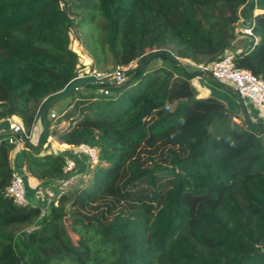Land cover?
Masks as SVG:
<instances>
[{
  "label": "trees",
  "instance_id": "1",
  "mask_svg": "<svg viewBox=\"0 0 264 264\" xmlns=\"http://www.w3.org/2000/svg\"><path fill=\"white\" fill-rule=\"evenodd\" d=\"M246 1L0 0V121L17 120L27 140L70 80L133 63L121 83L83 85L52 118L47 110L39 150L53 137L94 148L96 162L45 212L6 193L16 145L46 183L77 159L0 133V264H264V127L197 96L191 72L165 54L208 66L231 49L236 67L264 81V11L248 46L232 47ZM74 27L84 28L87 67L70 45Z\"/></svg>",
  "mask_w": 264,
  "mask_h": 264
},
{
  "label": "built area",
  "instance_id": "2",
  "mask_svg": "<svg viewBox=\"0 0 264 264\" xmlns=\"http://www.w3.org/2000/svg\"><path fill=\"white\" fill-rule=\"evenodd\" d=\"M251 1L253 2L254 8L259 0ZM251 23L248 26L240 28V33L252 36L250 30ZM126 68L125 66H116L110 72L92 69L89 73L76 77H92L95 83H110L113 81L115 84H119L124 80V71ZM197 68L208 73L214 80L222 85L233 89L242 100L247 101L254 109L264 110V81L251 74L248 70L236 67L233 63V54L231 52L224 54L220 59L208 66L197 65ZM102 91L104 93L106 92L103 88ZM53 116L54 112L51 111L49 117L52 118ZM5 120L7 121V132L12 134L20 132L23 134V127L20 123L14 122L10 118H6ZM11 141L12 138H9L8 142L10 143ZM75 149L78 151V154L84 156L89 163L96 162V150L94 148L85 144H78L75 146ZM74 165V160L67 158L64 170L71 171ZM6 193L17 204L26 202L24 198V179L22 175L14 169L10 173V180L6 187Z\"/></svg>",
  "mask_w": 264,
  "mask_h": 264
},
{
  "label": "rangeland",
  "instance_id": "3",
  "mask_svg": "<svg viewBox=\"0 0 264 264\" xmlns=\"http://www.w3.org/2000/svg\"><path fill=\"white\" fill-rule=\"evenodd\" d=\"M240 24V22H239ZM87 27V26H85ZM83 29L80 28H72L71 29V47L72 49L77 53L78 55V61L79 64L87 67L91 63V57L88 54L89 48L84 46V37H83ZM240 37H245L248 40L250 37L246 36H240ZM160 60H152L150 63L156 64L159 63ZM186 66L187 63L183 62ZM133 63L129 64L127 66L131 67ZM93 69L97 70L96 67H92ZM192 88L194 89V93L198 95V88L192 85ZM80 91H85V88L82 86L79 87ZM101 91V89L97 88L95 89V92ZM68 100V98H64L62 100H59L58 102L54 103L51 108L54 110H57L58 108L62 107L64 103ZM228 107V106H227ZM229 108V107H228ZM235 111V110H234ZM241 114V113H240ZM238 121V119H236ZM39 121V120H38ZM66 122H61L57 126V130H61L66 127ZM54 141V142H53ZM57 143L53 137L48 140L46 139L45 143L41 146V149L38 151L39 155L44 154L47 151H51L52 153L64 151L66 152L65 154H70L74 157V159H77L76 163L74 162V169L70 171L69 174L64 176L63 178L56 179L53 181H48L42 182L40 179H38V174H39V169L31 164L30 161L27 160V158L23 157L22 153V146L21 145H16L15 150L12 152V167L14 170L18 171L23 179H24V198L25 201L31 203V204H37L38 206L41 207L42 211L45 212L46 209L48 208L49 202L54 200L56 198L57 194H59L61 191H65L67 188H69L71 185H73L76 180L79 178L83 177L84 175L87 174L88 171V164L89 162L86 160V158L80 154H78V151H76L75 148L71 147H61L59 148ZM46 148V150H44ZM50 152V153H51ZM69 152V153H68ZM80 159H79V158ZM69 233L71 234L72 238L75 240L76 236L70 232L69 228H67Z\"/></svg>",
  "mask_w": 264,
  "mask_h": 264
},
{
  "label": "crops",
  "instance_id": "4",
  "mask_svg": "<svg viewBox=\"0 0 264 264\" xmlns=\"http://www.w3.org/2000/svg\"><path fill=\"white\" fill-rule=\"evenodd\" d=\"M259 11H264V1L259 0L256 3V6L253 8V2L251 0H247L245 4H243L239 10V16H240V24H238V27L234 30L235 33V39L232 41V47L233 49H235L236 51L241 50L243 47H247L248 45V39L245 37H240L242 36H246V37H250L247 35H243L242 33H240V28L248 26L251 21L253 16L255 15V13L259 12ZM253 39L255 40L256 38L253 37ZM233 50H226V53H232ZM180 62V65L183 66L187 71L189 72H193L195 70H198L196 65L191 64L190 62L186 61V60H178ZM187 63L186 66L183 63ZM204 76H192L190 78V83L191 85L195 86L196 88H198V95L199 96H205V95H211V96H215L217 98H219L220 100H222L230 109L235 110L236 112L238 111L239 113H241L240 110V106L238 104V98L236 96L235 93L230 92L229 90H226L223 88L222 86L219 87H215L213 85H210L206 80ZM245 110L247 112V115L250 119V121L252 122H264V110H258V109H254L247 101L242 100ZM52 111H55L54 109ZM14 122H18L15 119H11ZM19 123V122H18ZM7 129V121L6 120H2L0 121V133L5 132ZM40 132V124L39 121H36L32 127V131L30 133L29 136V142L31 144H35L38 134ZM51 139V137L48 138V140ZM54 142V141H53ZM59 148L61 147H67L65 144H58L57 145ZM44 150H46V148H44ZM51 151H47V153H50ZM54 153V152H53ZM79 158V157H78ZM80 159V158H79Z\"/></svg>",
  "mask_w": 264,
  "mask_h": 264
},
{
  "label": "water",
  "instance_id": "5",
  "mask_svg": "<svg viewBox=\"0 0 264 264\" xmlns=\"http://www.w3.org/2000/svg\"><path fill=\"white\" fill-rule=\"evenodd\" d=\"M161 51H157V52H152L149 55H147L143 61L140 64V67H142L147 60H149L151 57L157 55V54H161ZM166 56L169 58V60H171L173 62V64H175L176 66H181L180 62L178 61V59H176L174 56H172L170 53L165 52ZM204 76V77H209V74L206 73L205 71H202L200 69L193 71L190 75H188V77H192V76ZM95 80L92 77H86V76H80V77H76L73 78L72 80H70L65 87L53 94L52 96H50L48 99H46L44 101V103L42 104L40 110H39V114H38V120H39V124H40V132L38 134L37 140L35 144H31L26 137L20 133L17 132L15 133V135L20 138V140L34 153H38L39 151V146H40V142L41 139L43 137V135L46 133L47 131V110L56 102H58L59 100L64 99L65 97H67L69 95L70 92H72L73 90L77 89L80 86L86 85V84H94ZM223 88L226 90H229L232 93H235V91L225 85H223ZM236 94V93H235ZM237 98H238V104L240 106V110H241V115L243 117V119L245 120L246 124L248 127L250 128H263L264 124L261 126H258L257 124L253 123L252 121H250L247 112L245 110L244 104L242 99L236 94Z\"/></svg>",
  "mask_w": 264,
  "mask_h": 264
}]
</instances>
